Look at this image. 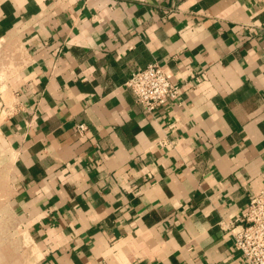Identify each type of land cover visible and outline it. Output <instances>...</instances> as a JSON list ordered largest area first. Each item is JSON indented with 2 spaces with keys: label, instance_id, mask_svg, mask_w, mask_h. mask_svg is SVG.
<instances>
[{
  "label": "crops",
  "instance_id": "1",
  "mask_svg": "<svg viewBox=\"0 0 264 264\" xmlns=\"http://www.w3.org/2000/svg\"><path fill=\"white\" fill-rule=\"evenodd\" d=\"M263 190L264 0H0V264H246Z\"/></svg>",
  "mask_w": 264,
  "mask_h": 264
},
{
  "label": "built area",
  "instance_id": "2",
  "mask_svg": "<svg viewBox=\"0 0 264 264\" xmlns=\"http://www.w3.org/2000/svg\"><path fill=\"white\" fill-rule=\"evenodd\" d=\"M125 85L150 113L180 96V87L170 80L167 70L156 63L132 73ZM2 111L9 117L14 114L15 108L4 105ZM77 129L83 134L88 128L81 124ZM236 222L239 223L231 232L245 263L264 264V190L250 198L247 209Z\"/></svg>",
  "mask_w": 264,
  "mask_h": 264
}]
</instances>
